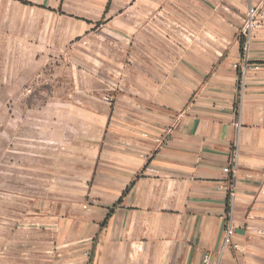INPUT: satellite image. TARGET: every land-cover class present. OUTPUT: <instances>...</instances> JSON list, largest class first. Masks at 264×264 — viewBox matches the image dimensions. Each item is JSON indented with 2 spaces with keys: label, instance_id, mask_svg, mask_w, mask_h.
Listing matches in <instances>:
<instances>
[{
  "label": "crops",
  "instance_id": "crops-1",
  "mask_svg": "<svg viewBox=\"0 0 264 264\" xmlns=\"http://www.w3.org/2000/svg\"><path fill=\"white\" fill-rule=\"evenodd\" d=\"M258 1L0 0L6 39L15 25L25 39L33 25L45 39L117 41L122 57L132 44L121 107L103 114L70 197L91 256L69 264H125L131 243L150 250L136 253L140 264H264V236L247 228L264 227V31L251 41L248 59L261 66L246 73L242 95L233 66L247 7ZM235 147L230 186L223 167ZM231 213L242 250L223 248Z\"/></svg>",
  "mask_w": 264,
  "mask_h": 264
},
{
  "label": "rangeland",
  "instance_id": "rangeland-1",
  "mask_svg": "<svg viewBox=\"0 0 264 264\" xmlns=\"http://www.w3.org/2000/svg\"><path fill=\"white\" fill-rule=\"evenodd\" d=\"M19 32L15 25L6 39L0 26V264H69L91 256L90 246L80 247L70 197L80 191L103 114L121 107L132 44L122 57L117 41L97 35L45 39L33 25L25 39ZM121 251L125 264L151 254L138 243Z\"/></svg>",
  "mask_w": 264,
  "mask_h": 264
},
{
  "label": "built area",
  "instance_id": "built-area-1",
  "mask_svg": "<svg viewBox=\"0 0 264 264\" xmlns=\"http://www.w3.org/2000/svg\"><path fill=\"white\" fill-rule=\"evenodd\" d=\"M258 31H264V0H259L256 4H249L246 11V17L242 27L238 31V39L241 42V47L243 51L242 60L239 63L233 64L235 68L238 69V84H239V91L240 95H242L244 87H245V80H246V73L249 70H258L260 68L259 63L252 62L248 59V50L251 45V41L254 37V34ZM238 156H239V149L235 147L231 154L229 155L225 166L223 167V172H225L229 176V185H232V178L235 175V172L238 167ZM264 175V172H263ZM230 200H233L234 193L232 191L229 192ZM258 195L262 199V205L264 207V180L261 183L258 189ZM262 222L264 223V214L261 217ZM247 228L254 234L259 236H264V227L263 226H247ZM233 220H232V213L227 218V223L224 228L223 233V248L232 247L238 250H242L239 247L237 248L236 245L232 243V236H233ZM207 256H205V260Z\"/></svg>",
  "mask_w": 264,
  "mask_h": 264
}]
</instances>
